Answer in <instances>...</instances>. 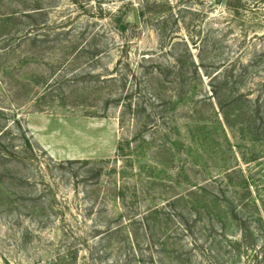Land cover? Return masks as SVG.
I'll list each match as a JSON object with an SVG mask.
<instances>
[{
    "label": "rangeland",
    "instance_id": "1",
    "mask_svg": "<svg viewBox=\"0 0 264 264\" xmlns=\"http://www.w3.org/2000/svg\"><path fill=\"white\" fill-rule=\"evenodd\" d=\"M227 78L264 95V0H0V264H213L190 208L141 217L189 180L263 170L238 126L218 127ZM175 81L177 115L155 99ZM260 245L214 264H264Z\"/></svg>",
    "mask_w": 264,
    "mask_h": 264
},
{
    "label": "trees",
    "instance_id": "2",
    "mask_svg": "<svg viewBox=\"0 0 264 264\" xmlns=\"http://www.w3.org/2000/svg\"><path fill=\"white\" fill-rule=\"evenodd\" d=\"M32 15H35V12L23 14L22 16L26 19H32ZM18 34L19 37L16 43L23 40L27 41L26 39L33 35V33H28L27 31ZM163 78L159 81L160 85L161 82L166 84ZM230 82L227 78L225 81L227 90L225 89L220 95L216 91L213 92L217 107L218 115L216 120L218 127L220 126L221 128V125L222 127H231L230 124L238 126L240 135L249 139L250 145L253 146L252 148L248 147L250 151L246 161L249 162L248 164H257L263 170L252 171V173L245 175L246 173L241 171L240 167H235L229 169L223 176L217 175L202 182L194 183L189 180L187 184L190 186L187 187L188 189L184 194L178 193L174 195L163 205L164 207L157 208V211L149 210L142 216L143 218L141 217L142 220L147 221L150 215L161 214L166 209V205L170 207L182 205L183 209L184 207L190 208L194 212V216L198 217L206 225V229L202 233L207 235L206 242L210 245L207 256L213 264L215 259H218L222 248L223 250H228V254H232V257H237L243 248L248 251L247 246L254 241L256 243L260 242L259 249L262 250L261 254L263 253L264 255V95H257L256 98H252L251 95H245L243 92L232 91V89L228 88ZM171 84L176 88L175 99H162L159 96L160 90H158L159 92L156 94L155 99L158 100L157 102L160 106L168 103L173 109L172 112L177 115L179 113L178 106L182 105L181 102L185 97V89L181 81H175ZM143 107L141 105V113ZM130 108L128 107V110ZM191 115L199 117V112L194 111ZM174 122V133L178 137V120L174 119ZM194 127L201 143L209 144L211 133L206 128V124L203 123ZM155 130H158V126L154 127ZM141 138H144V134H141ZM179 140L176 138L172 139L171 147L181 146L182 144H180ZM122 142L126 145L127 141L124 140ZM256 145L260 146L259 150L256 149ZM164 148L162 147L158 150L159 156L167 154L168 157L172 158L173 149L162 150ZM119 150L122 153L124 152L122 144ZM256 176L258 178L255 179L254 177ZM233 179H237V187L231 188L230 185L235 183ZM191 184L194 185L191 186ZM186 199H188L187 202H185ZM183 209L179 211L177 208L179 218L184 215ZM176 217L177 213L174 218ZM235 229L238 234L230 238L227 237L226 232ZM238 236L239 239H237ZM221 239L226 242V246L222 247ZM161 248L162 252L167 249L164 241L161 244ZM194 249L195 251H201V247Z\"/></svg>",
    "mask_w": 264,
    "mask_h": 264
},
{
    "label": "water",
    "instance_id": "3",
    "mask_svg": "<svg viewBox=\"0 0 264 264\" xmlns=\"http://www.w3.org/2000/svg\"><path fill=\"white\" fill-rule=\"evenodd\" d=\"M220 0H217V2H219ZM136 18H137V16H136Z\"/></svg>",
    "mask_w": 264,
    "mask_h": 264
}]
</instances>
